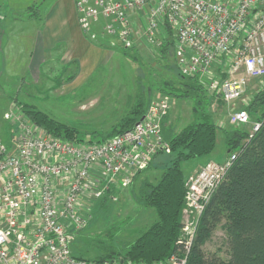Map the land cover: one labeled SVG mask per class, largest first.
<instances>
[{"label": "built area", "instance_id": "2783aa9c", "mask_svg": "<svg viewBox=\"0 0 264 264\" xmlns=\"http://www.w3.org/2000/svg\"><path fill=\"white\" fill-rule=\"evenodd\" d=\"M75 15L89 40L105 38L126 50L134 45L132 16L144 20L150 43L168 27L178 73L198 78L223 103H244L249 83L264 79V0H75ZM217 66L226 68L217 74ZM169 108L167 98H157L140 122L102 143L56 138L20 110L6 114L14 129L10 143L0 139V264H123L79 260L70 248L87 226L90 202L127 187L157 154L170 153L161 136ZM249 120L245 110H234L228 123L242 128ZM258 129L253 123L251 134ZM233 159L187 177L184 253L155 264H187L199 219Z\"/></svg>", "mask_w": 264, "mask_h": 264}, {"label": "rangeland", "instance_id": "374dc122", "mask_svg": "<svg viewBox=\"0 0 264 264\" xmlns=\"http://www.w3.org/2000/svg\"><path fill=\"white\" fill-rule=\"evenodd\" d=\"M53 2L55 0H0V20H6L3 26H0V139L2 141L10 143L14 129V123L5 121L4 116L19 111L17 106L19 103L31 106L53 120L74 128L82 142L89 140L96 142L109 135L111 127L135 106L139 95L147 103V110L157 98L168 99L170 108L164 117L167 119L165 128L172 133L179 132L193 122V101L159 93L163 84L169 82L176 85L182 79L176 68L174 47L166 50L165 56L161 51L168 39L173 41V32L167 34L165 29L159 28L156 33L158 43H150L143 35L145 22L139 15L131 18L134 33L133 52H127L128 54L124 56L119 44L111 40L110 47L115 48L112 60L107 65H103L78 89H70L67 87L69 83H66L77 73V67L73 64L65 67H60L57 63L41 66L36 72V83H33L25 67L26 46L41 29L45 14ZM32 6L38 7L34 9L31 8ZM29 8L32 10L31 13L28 12ZM99 40L107 43L105 38L94 42H100ZM6 60H8L7 67ZM12 62L17 68L12 67ZM224 67L226 68V66H217L213 70L220 74ZM263 87L264 79L250 82L243 98L244 103L236 101L226 104L215 97L210 98L211 94L207 92L202 105L203 110L208 112L211 121L218 127L224 130L234 129L235 127L228 123L230 114L234 110L246 111L252 97ZM253 123H256V120L251 116L249 125L244 127L247 134H251ZM111 138L113 137L107 140ZM227 155L222 133L218 131L214 151L209 157L182 165L185 178L199 171L209 162L223 163L222 159ZM166 158V155L158 156L151 162L149 169L135 176L138 180L147 179L154 183L164 169ZM132 180L127 187L107 193L101 199L87 205V210H84L88 214L87 226L76 235L71 245L73 257L94 261L104 256L102 248L123 250L156 221L152 209L143 208L135 202L133 190H136L137 184H133ZM181 221L188 222V218L182 216ZM224 239V231L219 226L204 245V253L219 252L218 254L226 259L227 249Z\"/></svg>", "mask_w": 264, "mask_h": 264}, {"label": "trees", "instance_id": "16d2710c", "mask_svg": "<svg viewBox=\"0 0 264 264\" xmlns=\"http://www.w3.org/2000/svg\"><path fill=\"white\" fill-rule=\"evenodd\" d=\"M31 8L28 9L30 13ZM163 29L167 34L171 33L168 27L164 26ZM104 45L101 42L100 46ZM170 47H173V41L168 39L161 50L163 56ZM119 48L124 56L128 54L127 52H133V49L126 50L121 46ZM75 76L76 74L66 83H70ZM179 76L182 79L176 85L165 83L159 93L193 101L194 120L174 134L165 128L167 119L164 118L161 122V136L170 153L166 154L163 171L154 183L147 179L138 180L137 176L132 180L133 184H137L136 190H133L135 202L143 208L152 209L156 221L123 250L102 248L104 256L95 259L94 262L155 264L184 253L180 230L187 178L182 171V165L209 157L216 145V134L221 131L227 156L233 155L234 159L224 181L211 197L199 219L187 264H264V87L247 105L246 112L249 117H255L256 123L259 124L256 132L247 134L244 127L224 130L212 122L208 112L202 107L207 90L198 78ZM17 106L27 120L53 137L82 142L74 128L53 120L31 106L20 103ZM146 111L147 103L139 95L135 106L111 127L109 135L96 142L90 140L87 142L102 143L110 137L130 130L141 121ZM160 155L165 154L159 153L153 160ZM219 226L224 231L226 259L222 258L219 252L205 254L203 251L204 245ZM77 259L89 261L82 257Z\"/></svg>", "mask_w": 264, "mask_h": 264}, {"label": "crops", "instance_id": "0c3cea01", "mask_svg": "<svg viewBox=\"0 0 264 264\" xmlns=\"http://www.w3.org/2000/svg\"><path fill=\"white\" fill-rule=\"evenodd\" d=\"M74 2L75 0H55L45 14L41 29L26 46L25 67L33 83H36V72L41 66L49 63H57L60 67L73 64L77 67V73L67 87L75 90L114 57L115 48L110 47L109 40L107 43L102 42L105 45L101 47V42H92L82 34L77 24ZM4 21L6 20H0L1 27ZM11 65L17 68L13 62Z\"/></svg>", "mask_w": 264, "mask_h": 264}, {"label": "water", "instance_id": "95a60500", "mask_svg": "<svg viewBox=\"0 0 264 264\" xmlns=\"http://www.w3.org/2000/svg\"><path fill=\"white\" fill-rule=\"evenodd\" d=\"M142 119H143V118H142ZM142 119H141V120H142Z\"/></svg>", "mask_w": 264, "mask_h": 264}]
</instances>
